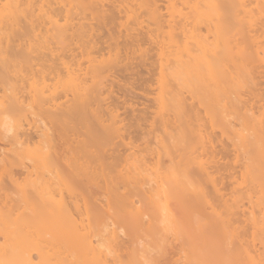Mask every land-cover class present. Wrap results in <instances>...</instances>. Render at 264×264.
<instances>
[{
    "label": "bare ground",
    "instance_id": "obj_1",
    "mask_svg": "<svg viewBox=\"0 0 264 264\" xmlns=\"http://www.w3.org/2000/svg\"><path fill=\"white\" fill-rule=\"evenodd\" d=\"M36 1L0 0V36L8 41L6 31L19 30L21 20L34 30L32 17L36 11L33 7ZM64 1H60V8L66 12L62 22L48 15L47 10L44 11L43 15L50 23L45 32H50V38L59 43L74 38L80 40L89 62L81 72L63 67L66 78L62 88L70 91L73 98L64 106L60 116L63 120L67 113L70 117L80 116L87 105L91 108L95 106L90 110L91 120L87 130L91 142L102 149L115 138L123 139L117 109H108L109 121L103 118L98 109L99 102L105 99L101 97L102 83L114 66L119 65V59H127L129 53L126 50L127 55L120 58L116 37L121 34H108L110 38L103 41L108 42V55L101 54L99 58L92 55L100 48H97L98 43L93 38V27L79 22L73 29L75 26L68 20V12L73 8L88 11L91 18L98 22H104L105 13L94 7L95 0ZM164 1V14L159 0H127L125 5H118L126 21L138 28L146 26V35L153 40L152 43H156L158 71L150 91L153 106L151 104L149 123L145 126L148 129L144 128L142 136H154L155 146L146 147L144 152L155 160L147 162L146 156L137 154L129 146V153L120 160L116 169L123 186L131 191L122 194L117 188L110 189V184L104 179L103 185L99 186L95 180V169L87 173L69 163L63 167L62 157L57 152L30 154L27 156L28 164L24 166L13 164L15 155L9 158L0 154V172L7 176L13 186L11 193L15 194L13 196L7 192V188L0 192V202L3 204L0 206V264H110L107 256L113 248L105 236L114 239L123 223L128 224L133 235L140 229L146 216L150 230L157 224L160 233L168 230L174 232L176 229V233L186 232L188 247L182 255L183 264H264V248L261 252L255 248L257 253L253 247L244 248L240 244L235 245L237 248L232 243V237L227 238L228 221L235 214L232 209L245 206L243 203L246 200L249 208L246 216L253 233L264 234V101L259 104L256 114L252 106L241 103L242 90L254 84L256 69L263 68L264 71V0ZM38 9L42 10L41 7ZM256 20H260V31H246ZM21 35L19 32V39ZM41 37L42 41H47V37ZM26 44L27 47L31 45L30 41ZM133 46H136L132 48L133 51L141 49L140 43ZM27 52L18 55L28 59L30 56ZM8 63L5 54L0 56V72ZM185 92L211 126L215 123L220 134L225 135L233 147L232 157L237 166L236 172L230 175L235 173L237 178L233 176L234 182L241 192L239 189V194H233L231 203H224V211L218 212L213 204L208 203L211 201L207 198L209 195L203 183L211 185L214 192H218V188L213 182V171L208 170V161L202 158V151L206 147L205 134L195 122L198 118H193L185 108ZM36 94L40 98L45 97L42 89L36 90ZM6 101H0L2 131L9 134L13 145L29 142L33 136L25 129L24 117L16 111L17 97L11 95ZM128 105L136 107L132 102ZM41 107L42 117H50L52 113L49 109ZM143 109L146 113V109ZM145 117H140V122L136 120L135 125L139 127L142 124L144 127L147 122ZM142 120L146 122L143 124ZM155 126L163 130H159L164 132L162 137H159L160 132L156 133L158 136L154 133L157 129ZM168 127L174 132H168ZM35 132L38 137L44 136L45 141L51 142L45 128ZM125 144H130V141ZM102 152L95 150L94 156L100 160ZM161 156L168 157L166 165L160 164ZM50 164L52 170L42 169ZM79 178H85L84 187L92 196V201L84 206L86 218L78 220L75 216L78 210L77 189L74 186L79 187L83 180ZM145 185L147 189H144ZM63 188L67 189L68 197L62 194ZM99 191L103 194L102 198L96 196ZM247 208L242 207L243 211H247ZM4 212L9 216V222L3 219L6 215ZM211 217H214L215 224L211 222V225H207ZM183 220H190L191 228H194L192 221H195V235L187 234L189 224H183ZM157 225L154 229L159 232ZM206 226V233L211 231L212 234L215 230L218 233L217 230L221 229L218 235L222 237L217 240L219 236L216 233L215 238L214 233L212 237L208 234L210 239L199 237ZM48 227H51L50 237L46 236ZM159 237H162L161 234ZM136 240L133 238V243ZM137 244L139 246L137 242L134 246ZM159 244L162 245L157 241V248L154 245L153 249H161ZM138 246L137 250L134 247L127 261H121L112 254L115 264H148L140 258L139 250H146L152 245L148 244L147 248Z\"/></svg>",
    "mask_w": 264,
    "mask_h": 264
},
{
    "label": "rangeland",
    "instance_id": "obj_2",
    "mask_svg": "<svg viewBox=\"0 0 264 264\" xmlns=\"http://www.w3.org/2000/svg\"><path fill=\"white\" fill-rule=\"evenodd\" d=\"M60 1L64 0H37L33 5V7L36 8L34 16L32 17L35 26L34 30H31V26L28 23L21 20L19 22L21 26L19 30L6 31L9 34L8 41L0 36V56L5 54L9 59L6 68L0 72V101L6 103V100L11 95L17 97L18 107L16 111L24 117L25 129L33 136V139L27 143L13 145L9 140V134H5L0 127V154L1 156L2 154L3 156H8L9 158L12 155H15L14 158H12L13 164L16 166H24L28 164L27 156L30 154L33 155L34 153L48 151L57 152L62 157L63 167L69 163L77 166L79 171L87 173H90V170L95 169L97 173L95 180L99 186L103 185L104 179L110 184V189L113 190L117 188L119 193L125 194L128 190L130 191V189L127 187V190L123 186L121 179L117 176L116 169L118 168L117 164L120 160L127 155L129 146H132L131 150L137 154L146 156L145 159L147 162L152 163L155 160V158H152V156L146 151L144 152L146 147L155 146L153 139L154 136H144L145 138H142V136L143 132H145L143 131L145 130L144 128H146L145 126L149 123V110H151L153 106L152 93L150 91L154 86V80L158 71L156 43L153 42V44V40L146 35V26L138 28L135 24L126 21L124 13L120 11L118 5H125L127 0H95L94 7L99 10L101 9V11L105 13L104 22H98L97 19H92L91 13L88 11L84 12L80 9L73 8L68 12V20L75 26L73 29H76L79 22L83 23L85 26L91 25V27H93V38L98 43L97 48H100L95 50L92 55H97V57H100L101 54L102 56L108 55L107 50L109 48L106 47L108 46V42H103L106 41L107 38H110L108 37V34L111 36H118L121 34L118 38L116 37L119 41L118 47L120 49V58L125 57L126 50L129 53V56L126 54L127 59L124 58L123 60L121 59V61L119 59V65H115L112 72L104 78L101 97L105 99L99 102L98 107L100 113L103 114V118L108 119V121V109H117L118 118L121 119L119 122L120 132L123 134L122 140L124 142L120 138H115L111 143L102 146L103 148L99 149V147L96 146L97 144L91 142L87 130V125L91 120L90 110L95 106L91 108L90 105H87L80 116L74 115L70 117L67 113L65 120L60 116V112L64 109V106L69 104L71 98H73V94L70 91H64L62 88V83L66 78L63 67L68 66L69 69L81 72L89 62V57L85 54L80 40L74 38L72 41L59 43L50 38V32H45V28L50 26V23L47 22V17L43 15L45 10L48 11V15L53 18H58L60 22L65 18L66 12L60 8ZM245 1L248 2L247 0ZM163 3H165L164 0H159L161 11L164 14ZM39 7H41L42 10H39ZM250 7L251 6H249V8ZM245 26H243V29ZM260 26V20H256L251 27L247 28L246 26L247 29H245L246 31L249 29V33H253L255 30L260 31ZM19 32L23 34L20 39ZM41 36L47 37V41H42ZM27 41H30L31 43L28 47L26 44ZM135 43H140V50H132V48L136 47L133 46ZM25 52L30 56L28 59L18 55ZM254 81V84H249L247 87L243 88V90L241 89L243 100L241 103L243 105L246 103L252 106V111L256 114L258 112L257 109L259 104H262L264 101L263 68L256 69ZM39 89H42L45 94L44 98H40L36 94V90L38 91ZM148 92L151 94H147ZM188 95L187 92L184 93L185 108L190 114H192L193 118H198L195 122L200 125L205 134L204 138L206 147L205 150L202 151V158L208 161V170L211 172L213 171L211 173L214 179L213 182L215 181L216 188H218V192H214L215 190H212L211 185H205L207 182L203 183L205 188H207L205 189L208 192H206V194L207 196L209 195L207 198H210V201L212 202L208 203L213 204L214 207H216V210H219L218 212L224 211L226 209L223 208L226 206H224V203H231V199L234 197L233 194H239L238 192L240 189L236 187V183L234 182L235 173L232 176L230 175L231 173L236 172L235 166H237L233 161V147L227 142V137L220 134L221 132L218 130L219 127L216 126L215 123L211 126L210 122L207 121L208 119H205L203 112L192 102V99H190ZM129 102H132L136 107L131 108L128 105ZM41 106L49 109L52 113L50 114V117H42ZM143 108L146 109V113ZM139 116L145 117L147 121H145L146 124H144L145 122L142 120L143 122L141 123L144 124V127L141 126L142 124L139 125V127L136 126V120L140 122L142 119ZM1 117L2 116H0V118ZM136 118H139L140 120ZM64 122L67 123L64 125ZM157 125L158 124H156V126ZM170 127L167 129L169 130L168 132H171L170 129L173 128ZM41 128H45L47 135L51 140L50 143L43 139L44 136L38 137L36 135L35 131ZM147 129L148 127L146 130ZM159 130H161V128H157V132L154 131V133H161L159 137H162L164 132H161L163 130ZM173 132L174 131L172 130L171 133ZM158 134L156 135L158 136ZM128 141H130V144H125ZM95 150H98L99 152L103 151V157L100 160L94 156ZM168 160V157L161 156L159 161L161 165H166L169 162ZM52 168L53 167L50 164L42 169L52 170ZM79 179H83L81 180L82 182L80 181L81 185L79 184V187L74 186V188L77 189L75 190V197L78 210L75 211V216L78 220L80 218H86L84 206L90 204L92 201V196L87 193L84 187L85 178ZM19 181L21 183L23 182L21 178ZM146 187L148 188V186L145 185L144 189H147ZM4 188H7V192L11 193V191H13V186L9 183L7 176L0 172V192H2ZM101 191L96 195L99 198L103 197ZM62 194L66 197L69 195L65 188L62 190ZM12 195L14 196L15 194L13 193ZM133 197L134 199H137L135 198L136 196ZM246 202L244 201L243 203L245 206L232 209L235 214H233V216H231L232 218L228 221L229 228L227 227V229L229 235L227 238L230 239V237H232V243L234 246H239L241 244L244 248H258L259 250L257 251L261 252L262 248H264V245H262L264 244V242L262 243V241H264V234L257 235V232H254L255 234L253 233L250 223L247 220L248 216H246L248 215L249 209L247 208L248 204H246ZM2 205V202H0V206ZM209 206L207 205V207ZM242 207H246L247 211H243L245 208L242 209ZM2 209L5 208L3 207ZM3 214H6V212ZM147 217L148 216H146L141 222L140 229H138L133 235L128 224L122 222L124 226L117 230L114 239H110L107 235L105 236V238L109 239L110 245L113 248L111 254L107 256L110 264H115L112 254L116 255L121 261H127L132 255L134 247L136 249L138 246V244L137 246H134V243L136 242L139 243L138 247L141 246L143 248L146 246L148 247V244L149 246L152 245L150 246L152 248L146 247V250L145 248L143 250L140 248L141 251L139 250L140 258L145 259L148 264H183L182 255L184 254V249L188 247V240L187 237H185L186 232L184 233V231L178 229L180 231L178 234L176 233L177 229L174 232H172V230H168L169 232H163L161 230L165 233L163 234L162 232L160 233V227L157 224L159 232L155 231V224V226H152L153 229L150 230L151 227L148 228ZM213 218L211 217L209 219L211 221L207 219L208 222L205 220L203 221L207 222V225L209 223L210 225L212 223L215 224ZM3 219L9 222V216H7V214L3 216ZM192 222L195 223L194 220ZM189 223L190 220H183V224L188 225ZM194 223V228H197ZM216 224L219 225L218 223ZM218 227L219 226L216 228ZM194 228H191L189 224L186 230L187 234L195 235L196 229L194 232ZM46 230L48 231L46 236L50 237L51 227L46 228ZM206 230H208L207 226L205 230H202L203 234L199 237L210 239L208 234L210 235L211 231H207L208 233H206ZM220 230H217L219 232L216 233V230L214 231L213 229L215 235L213 238L221 233ZM151 232L152 235H149ZM213 233L211 234V237ZM160 234L162 236L161 238L159 237ZM134 235L138 241L133 237ZM218 236L219 238L217 237V240L222 237L221 234ZM133 238L136 240L134 243ZM157 241L162 244H159L161 246V249L159 248V250L156 249ZM151 242L152 244H150ZM153 246L156 248L153 249ZM238 246L235 247L238 248ZM240 249L239 251H241ZM263 252L264 251H262V253Z\"/></svg>",
    "mask_w": 264,
    "mask_h": 264
}]
</instances>
